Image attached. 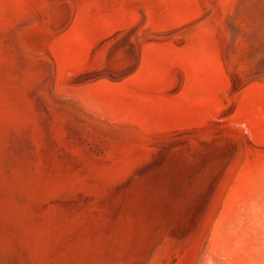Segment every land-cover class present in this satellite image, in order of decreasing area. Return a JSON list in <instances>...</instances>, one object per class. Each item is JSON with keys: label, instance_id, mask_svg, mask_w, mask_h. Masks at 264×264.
Masks as SVG:
<instances>
[{"label": "rangeland", "instance_id": "1", "mask_svg": "<svg viewBox=\"0 0 264 264\" xmlns=\"http://www.w3.org/2000/svg\"><path fill=\"white\" fill-rule=\"evenodd\" d=\"M263 163L264 0H0V264H203Z\"/></svg>", "mask_w": 264, "mask_h": 264}, {"label": "bare ground", "instance_id": "2", "mask_svg": "<svg viewBox=\"0 0 264 264\" xmlns=\"http://www.w3.org/2000/svg\"><path fill=\"white\" fill-rule=\"evenodd\" d=\"M260 171L241 176L203 264H264V171Z\"/></svg>", "mask_w": 264, "mask_h": 264}]
</instances>
